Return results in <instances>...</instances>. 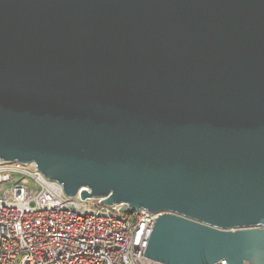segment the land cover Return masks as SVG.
I'll return each instance as SVG.
<instances>
[{"label":"water","instance_id":"1","mask_svg":"<svg viewBox=\"0 0 264 264\" xmlns=\"http://www.w3.org/2000/svg\"><path fill=\"white\" fill-rule=\"evenodd\" d=\"M0 161L157 213L161 264H264V0H0Z\"/></svg>","mask_w":264,"mask_h":264},{"label":"built area","instance_id":"2","mask_svg":"<svg viewBox=\"0 0 264 264\" xmlns=\"http://www.w3.org/2000/svg\"><path fill=\"white\" fill-rule=\"evenodd\" d=\"M100 201L67 196L33 162L0 161V264H161L143 255L158 214Z\"/></svg>","mask_w":264,"mask_h":264},{"label":"rangeland","instance_id":"3","mask_svg":"<svg viewBox=\"0 0 264 264\" xmlns=\"http://www.w3.org/2000/svg\"><path fill=\"white\" fill-rule=\"evenodd\" d=\"M14 176L16 177V175H6L5 177H7V178H11V179L14 180Z\"/></svg>","mask_w":264,"mask_h":264}]
</instances>
